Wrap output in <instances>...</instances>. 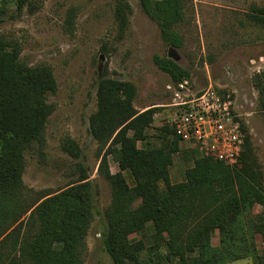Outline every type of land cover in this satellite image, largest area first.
Here are the masks:
<instances>
[{"label": "rangeland", "instance_id": "obj_1", "mask_svg": "<svg viewBox=\"0 0 264 264\" xmlns=\"http://www.w3.org/2000/svg\"><path fill=\"white\" fill-rule=\"evenodd\" d=\"M21 1L0 0V41L17 51L22 68H46L55 83L46 99L43 129L33 139L12 140L14 152L20 150L16 174L27 196L25 205L76 186L96 193L89 205L82 264H114L105 240L119 254L120 264H192L189 258L169 254L162 225L137 217L141 200L135 192L120 197L100 163L106 155L110 173L119 174L133 190L134 175L121 168L123 146L159 149L162 156L169 152L173 141L165 128L173 109L167 86L179 74L172 76L155 62L169 59L196 90L210 83L229 97L245 131L247 167L264 184V0H187L183 21L173 28L181 37L177 48L163 41L140 0ZM117 9L125 16L124 24L116 18ZM127 102L138 114L151 111V121L137 123L133 130L127 122L118 126L120 106ZM176 146L162 172L153 168L148 173L149 189L164 193L186 183L195 159L203 157L188 143ZM228 166L239 169L240 157ZM6 168L0 163V172ZM262 219L264 205L246 204L224 234L212 231L214 254L205 257L233 256L244 241V257L224 264H254L251 250L261 254L263 245L253 228ZM7 253L6 245L0 248V264H11Z\"/></svg>", "mask_w": 264, "mask_h": 264}, {"label": "trees", "instance_id": "obj_2", "mask_svg": "<svg viewBox=\"0 0 264 264\" xmlns=\"http://www.w3.org/2000/svg\"><path fill=\"white\" fill-rule=\"evenodd\" d=\"M140 2L144 12L159 27L163 41L172 47H180L181 37L173 28L183 21L187 0ZM22 3L20 0V5ZM116 18L124 24L122 10H116ZM2 20L3 17H0V23ZM17 58V51L10 48L8 43L2 44L0 41V163L7 164V172H0V238L5 236L0 246H7L11 264L18 260L32 264H82L84 234L90 221L89 205L94 203L96 193L76 186L49 197L46 195L26 206L27 196H23L20 191L21 185L16 174L20 150L14 152L12 140L33 139L39 134L40 126L43 129L42 123L48 115L46 99L54 92L55 83L48 69L32 71L22 68ZM155 62L161 70L172 76L179 74L175 82L187 78V74L171 60L156 59ZM120 107L122 118L118 126L127 122L129 129L133 130L137 123L142 125L151 121V111L138 114L130 102ZM116 117L114 114L112 120ZM118 126L107 134V139L112 138ZM166 127L165 131L172 136L173 143L163 156L159 149L140 151L135 150L134 146H123L125 161L121 168L129 169L134 175L136 187L133 190L123 184L119 174L110 173L106 155L100 163L102 174L111 186L118 189L120 197L135 192L141 200L135 214L145 222L152 220L162 225L167 234L169 254L178 255L181 259L189 258L192 264H224L243 258L248 252L243 246L244 241L241 242L242 248L233 256L223 254L205 257V254H214L209 239L214 229L224 234L246 204L256 202L264 205L261 176L247 167L250 159L243 153L246 144L243 127L240 126L244 133V146L239 169L207 157H197L186 175V183L160 193L148 188V173L153 174V168L162 172L171 163L170 154L176 151L179 142L173 136L172 129ZM177 201L178 205L172 206ZM253 230L262 236L263 250L259 254L253 248L251 255L254 264H264V219ZM105 247L114 264H120L119 254L106 240Z\"/></svg>", "mask_w": 264, "mask_h": 264}, {"label": "built area", "instance_id": "obj_3", "mask_svg": "<svg viewBox=\"0 0 264 264\" xmlns=\"http://www.w3.org/2000/svg\"><path fill=\"white\" fill-rule=\"evenodd\" d=\"M173 109L166 125L179 142L192 145L203 156L234 165L244 146V133L228 96L212 84L196 90L187 78L167 86Z\"/></svg>", "mask_w": 264, "mask_h": 264}]
</instances>
